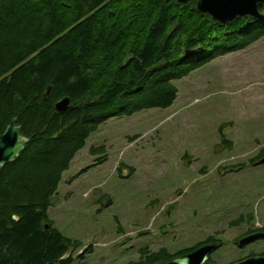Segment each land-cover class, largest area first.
<instances>
[{"label":"trees","instance_id":"obj_1","mask_svg":"<svg viewBox=\"0 0 264 264\" xmlns=\"http://www.w3.org/2000/svg\"><path fill=\"white\" fill-rule=\"evenodd\" d=\"M257 8L222 23L195 0H0V135L15 116L28 137L0 170V264H72L79 242L47 209L75 153L107 118L169 106L176 79L264 36ZM195 247H144L128 264H176Z\"/></svg>","mask_w":264,"mask_h":264},{"label":"rangeland","instance_id":"obj_2","mask_svg":"<svg viewBox=\"0 0 264 264\" xmlns=\"http://www.w3.org/2000/svg\"><path fill=\"white\" fill-rule=\"evenodd\" d=\"M174 83L169 106L107 118L63 171L47 215L79 242L72 264H128L209 236L221 246L207 264L264 251V239L234 244L264 227V36Z\"/></svg>","mask_w":264,"mask_h":264},{"label":"water","instance_id":"obj_3","mask_svg":"<svg viewBox=\"0 0 264 264\" xmlns=\"http://www.w3.org/2000/svg\"><path fill=\"white\" fill-rule=\"evenodd\" d=\"M179 2H186L187 0H177ZM264 0H195L196 8L200 12L209 14L213 19L219 22L229 21L237 16H258V3ZM193 50H188L184 54L188 56ZM53 87L48 85L43 96L50 97ZM69 103L68 97H63L57 100L54 104L56 111H63ZM21 127L17 123V117H12L0 135V170L8 162L17 158L21 150L28 142V137L21 134ZM259 163L264 162V157L258 160ZM16 218V215H13ZM264 237V232H259L252 236L240 238L238 245L242 246L245 243ZM218 244V243H217ZM216 246V245H215ZM212 244L200 246L192 251L186 252L178 257L172 259V263L176 264H203L208 255L215 248ZM230 264H264V252L261 254H254L237 260Z\"/></svg>","mask_w":264,"mask_h":264},{"label":"flooded vegetation","instance_id":"obj_4","mask_svg":"<svg viewBox=\"0 0 264 264\" xmlns=\"http://www.w3.org/2000/svg\"><path fill=\"white\" fill-rule=\"evenodd\" d=\"M262 157H264V149H262V150H260V151L258 152L255 161L259 160V159L262 158ZM255 161H253L252 164L255 163ZM248 218H249L248 221H249V223H250L253 217H252V216H249ZM259 232H264V227H263V226H261V225L258 226V227L248 226V227H246V228L244 229V231H243L238 237H236V238L234 239V244H235L237 247H245V246L249 245L250 243H252V242H254V241H256V240L264 239V237H262V238H257V239H254V240H251V241L245 243V244L242 245V246H239V245H238V240H239L240 238H244V237H247V236H252V235L257 234V233H259ZM217 243H218V244H217ZM206 244H212L213 246L216 245L215 248L212 250V252H213L215 249H217L218 247L221 246V242L218 240V238H216V237H214V236H209V237L205 238L204 240L200 241L199 243H197V244H196V247H195L194 249H196V248H198V247H200V246L206 245ZM194 249H191V250H189V251H192V250H194ZM189 251H187V252H189ZM212 252H211V253H212ZM262 252H263V251H262ZM211 253H210V254H211ZM260 253H261V252H260ZM210 254L208 255L207 260L210 258ZM254 254H259V253H256V252H253V251H250V252L246 253L242 258H244V257H246V256L254 255ZM238 260H240V259H238Z\"/></svg>","mask_w":264,"mask_h":264}]
</instances>
